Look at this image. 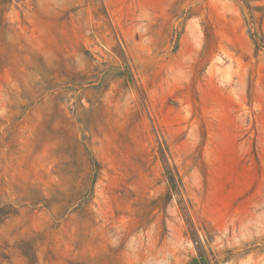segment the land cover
I'll list each match as a JSON object with an SVG mask.
<instances>
[{
	"label": "rangeland",
	"instance_id": "obj_1",
	"mask_svg": "<svg viewBox=\"0 0 264 264\" xmlns=\"http://www.w3.org/2000/svg\"><path fill=\"white\" fill-rule=\"evenodd\" d=\"M0 264H264V0H0Z\"/></svg>",
	"mask_w": 264,
	"mask_h": 264
}]
</instances>
